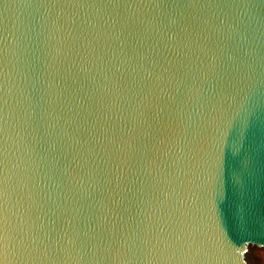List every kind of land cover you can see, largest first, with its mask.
<instances>
[{
    "label": "water",
    "instance_id": "water-1",
    "mask_svg": "<svg viewBox=\"0 0 264 264\" xmlns=\"http://www.w3.org/2000/svg\"><path fill=\"white\" fill-rule=\"evenodd\" d=\"M0 264H264V0H0Z\"/></svg>",
    "mask_w": 264,
    "mask_h": 264
},
{
    "label": "snow or ice",
    "instance_id": "snow-or-ice-1",
    "mask_svg": "<svg viewBox=\"0 0 264 264\" xmlns=\"http://www.w3.org/2000/svg\"><path fill=\"white\" fill-rule=\"evenodd\" d=\"M243 251H244V249H243V248H241V249H240V252H241V253H243Z\"/></svg>",
    "mask_w": 264,
    "mask_h": 264
}]
</instances>
